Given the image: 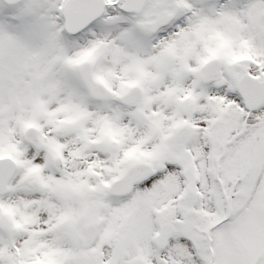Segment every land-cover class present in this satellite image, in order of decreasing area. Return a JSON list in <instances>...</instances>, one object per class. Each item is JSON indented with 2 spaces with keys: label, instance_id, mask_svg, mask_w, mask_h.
Masks as SVG:
<instances>
[{
  "label": "snow or ice",
  "instance_id": "6c2138e0",
  "mask_svg": "<svg viewBox=\"0 0 264 264\" xmlns=\"http://www.w3.org/2000/svg\"><path fill=\"white\" fill-rule=\"evenodd\" d=\"M0 264H264V0H0Z\"/></svg>",
  "mask_w": 264,
  "mask_h": 264
}]
</instances>
